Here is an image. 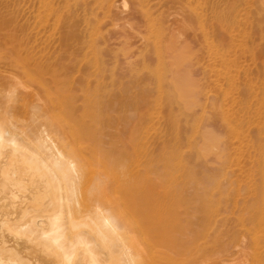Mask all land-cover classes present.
Here are the masks:
<instances>
[{"label":"rangeland","instance_id":"obj_1","mask_svg":"<svg viewBox=\"0 0 264 264\" xmlns=\"http://www.w3.org/2000/svg\"><path fill=\"white\" fill-rule=\"evenodd\" d=\"M0 121L81 164L82 214L136 186L139 264L264 259V0H0Z\"/></svg>","mask_w":264,"mask_h":264},{"label":"bare ground","instance_id":"obj_2","mask_svg":"<svg viewBox=\"0 0 264 264\" xmlns=\"http://www.w3.org/2000/svg\"><path fill=\"white\" fill-rule=\"evenodd\" d=\"M40 134L30 137L16 121H0V264H139L140 251L136 246L128 247L124 239L125 223L131 220L120 211L121 206L130 205L140 212L136 186H122L125 194L119 204L108 196L109 185L101 180L88 188V201L97 200L102 205L88 214L80 213L81 164L76 165L58 149L51 135ZM16 160L29 164L21 169L24 176L30 173L28 182L17 177V167L12 168ZM244 244H223L198 261L180 257L169 262L264 264V259H251ZM29 252L33 263L26 256Z\"/></svg>","mask_w":264,"mask_h":264}]
</instances>
